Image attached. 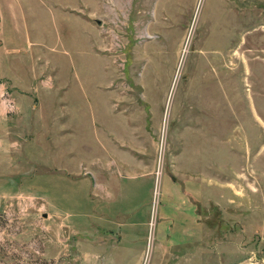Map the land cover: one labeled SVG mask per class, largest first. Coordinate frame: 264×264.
I'll list each match as a JSON object with an SVG mask.
<instances>
[{
    "label": "rangeland",
    "instance_id": "1",
    "mask_svg": "<svg viewBox=\"0 0 264 264\" xmlns=\"http://www.w3.org/2000/svg\"><path fill=\"white\" fill-rule=\"evenodd\" d=\"M0 264H264V0H0Z\"/></svg>",
    "mask_w": 264,
    "mask_h": 264
},
{
    "label": "crops",
    "instance_id": "2",
    "mask_svg": "<svg viewBox=\"0 0 264 264\" xmlns=\"http://www.w3.org/2000/svg\"><path fill=\"white\" fill-rule=\"evenodd\" d=\"M91 222L93 223L92 220H90V219L87 220V224H89V226H90V223H91ZM86 227H87V226H86ZM86 229H88V227H87ZM88 230H89V229H88ZM86 257H88V256L86 255ZM87 259H88V258H87ZM88 260H89V259H88Z\"/></svg>",
    "mask_w": 264,
    "mask_h": 264
}]
</instances>
